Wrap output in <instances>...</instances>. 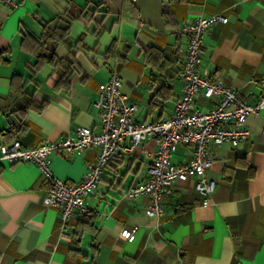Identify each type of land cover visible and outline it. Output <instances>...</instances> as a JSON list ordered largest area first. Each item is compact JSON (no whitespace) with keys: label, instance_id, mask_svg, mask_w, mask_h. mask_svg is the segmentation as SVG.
<instances>
[{"label":"crops","instance_id":"0c3cea01","mask_svg":"<svg viewBox=\"0 0 264 264\" xmlns=\"http://www.w3.org/2000/svg\"><path fill=\"white\" fill-rule=\"evenodd\" d=\"M13 1L14 6L0 5V146L19 139L34 148L72 135L79 126L99 132L94 101L114 64L121 91L138 107L136 119L167 117L181 96L182 80L177 75L162 86L164 70L144 53L155 46L184 55L182 24L199 15L228 17L207 28L199 71L238 89L251 103L264 92L248 82L264 78V0ZM66 22L67 43L42 37L46 24ZM40 45L58 58L73 55L76 69L68 82H59L60 72L49 62L33 66ZM158 92L167 97L162 100ZM28 98L30 105L24 103ZM212 104L196 97L201 111ZM246 127L247 141L209 144L214 160L205 175L216 186L207 205L194 177L164 191L159 216L147 215V196L122 197L148 176L156 145L146 138L106 164L95 195L86 197L94 216L80 225L74 216L61 232L57 209L42 205L47 183L38 167L0 163V264H264V116L248 115ZM96 153V147L73 157L55 153L50 168L61 179L78 181ZM190 155V146L179 145L172 162ZM131 227L135 235L129 241L120 231Z\"/></svg>","mask_w":264,"mask_h":264},{"label":"built area","instance_id":"2783aa9c","mask_svg":"<svg viewBox=\"0 0 264 264\" xmlns=\"http://www.w3.org/2000/svg\"><path fill=\"white\" fill-rule=\"evenodd\" d=\"M2 3L15 5L13 0H0V5ZM227 20L228 17L221 13L184 20L180 31L185 35L186 43L178 73L182 80V93L167 117L157 121L136 119L138 107L128 94L121 91V78L114 64L108 79L98 85V97L94 101L98 109L99 132L79 126L72 135L55 141L44 140L34 148L22 145L19 139L0 146V163L23 161L38 167L47 183L42 205L57 209L60 232L67 228L72 217L88 210L86 197L95 195L96 185L109 160L132 153L137 144L146 138L153 139L156 145L148 176L130 186L122 197L134 199L139 195L147 196V215L159 216L163 211L161 197L164 191L176 180L194 177L195 187L203 196L202 203H209L216 186L215 180L205 175L214 160L209 144L236 145L247 141L250 131L246 127V117L250 114L264 116V92L251 103L238 89L199 71L200 51L207 28L215 22ZM248 82L258 83L264 89V78L252 77ZM198 95L212 101L207 111L195 108ZM179 145L190 146L191 155L185 161L173 163L172 154ZM91 147L97 148L95 160L87 165L80 180L67 181L53 174L51 155L62 153L73 157ZM120 235L130 241L134 238L135 228H123Z\"/></svg>","mask_w":264,"mask_h":264},{"label":"trees","instance_id":"16d2710c","mask_svg":"<svg viewBox=\"0 0 264 264\" xmlns=\"http://www.w3.org/2000/svg\"><path fill=\"white\" fill-rule=\"evenodd\" d=\"M165 13V11H164ZM67 34H68V22L65 24H54L53 26H49L48 24L45 25L44 30L42 32V37L46 39H50L53 41H61L67 43ZM38 40V39H36ZM41 50L36 54V60L33 63V66L37 69L40 64L43 62H49L53 65V67L60 72V78L58 79L59 82H68L70 78L71 72L76 69V64L73 55L63 58H58L55 53L52 51L51 53L47 54L44 51V45H40ZM144 58L147 62H151L155 64L158 62L159 70H164L160 73V84L163 86L168 85V82L174 79L179 73V65L181 59L183 58V54L178 48L166 47V48H158L155 46L150 47L145 53ZM33 76H30L28 80H33ZM24 84L21 85L18 90L20 89V93H25L23 90ZM159 91V90H158ZM160 95L155 94V96L161 97V99H165L167 95L158 92ZM158 97V98H159ZM153 100V99H152ZM150 100V101H152ZM33 100L28 98L24 103L26 105H30ZM33 103V102H32ZM152 107H150L151 110ZM160 120V119H159ZM13 124L11 123V126ZM94 216L93 213H90L87 210L84 214L80 215L78 218L77 225L85 224L89 221V218ZM74 239L73 242H77L79 233L77 230H74Z\"/></svg>","mask_w":264,"mask_h":264}]
</instances>
